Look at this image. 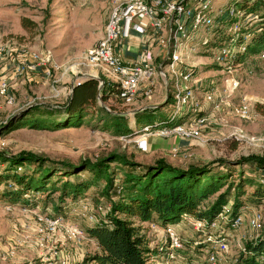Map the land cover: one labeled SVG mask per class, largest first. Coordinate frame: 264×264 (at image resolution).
<instances>
[{
    "label": "rangeland",
    "instance_id": "374dc122",
    "mask_svg": "<svg viewBox=\"0 0 264 264\" xmlns=\"http://www.w3.org/2000/svg\"><path fill=\"white\" fill-rule=\"evenodd\" d=\"M94 1L83 0L82 3V0H0V42L17 40L34 48L50 49L59 65L81 64L84 62L86 50L104 35L103 24L105 26L111 10L112 0H99L96 4ZM102 1L106 3L104 9L100 8L99 2ZM236 1L241 2L212 0V5L225 8ZM22 17L32 20L36 26L23 27L20 22ZM249 17L243 18L242 15L245 20H240L243 24L240 34L236 37L238 42L250 40L248 31L252 27L248 28L245 23ZM99 19L101 23L98 22ZM235 21V18L220 20L209 31L198 30V38L180 46L186 62L184 70L190 73L186 84L194 89L195 98L200 103L201 115L207 118V123L202 128V141L152 134L148 138L146 152L139 151L136 147L134 139L142 132L143 126L137 124L135 113L148 106L165 105L169 90H172V81L166 84L161 75L155 77L156 86L150 98L140 96L135 103L124 106L123 111L130 128V133L125 135L115 133L109 122L111 117L97 109L90 110L83 123L77 127L57 128L53 122L46 119L48 115L44 111L35 113L32 117L46 120L35 128L30 127L28 121H24L28 118L16 117L29 106L62 101L70 93L71 83L76 78L74 73H70L69 77L65 76L60 81L61 94L58 97L50 95L48 83L31 84L22 90L16 86L13 89L15 103L12 105L6 104L0 97V120L6 121L0 127V152L12 155L19 151H30L52 160L70 163H77L85 158L94 159L112 150L123 152L141 162H150L156 158H164L172 164L183 166L219 159L231 162L234 171L228 177V182L236 184L239 179L245 178L252 181L251 184L243 185V193L239 197L244 224L235 230L224 231L221 228L230 213L229 204L233 200L234 192L232 188L230 202L223 207V214L215 220V225H211L210 232L222 230L226 234L228 250L220 255V264H235L246 242L256 239L261 231L248 226L249 216L254 211H260L264 220V196L260 199L254 193L258 180L264 179V169L260 171L250 164H236L243 155L264 156V52L237 56L241 53L236 51L237 48L244 45L235 42L232 44L233 57L224 63H217L214 59L215 50L226 45L229 36L234 35L232 25ZM168 34L169 28L165 25L151 62L154 67L164 64V72H168L165 63L168 62V49L172 48V44H166ZM244 35H247V38H244ZM205 43H210L211 48L214 44L217 46L208 49ZM81 70L84 74L90 69L84 67ZM97 75L105 80L103 72L97 71ZM228 78L239 82L232 91L226 88L225 80ZM208 93H212L210 101L204 98ZM242 103L248 104V118L240 117L236 111ZM193 116H186L183 122H189ZM11 119L10 125L4 127ZM55 121H58L56 115ZM183 139L187 140V144H181ZM1 163L2 160L0 170L4 166ZM82 174L87 176L88 172ZM57 175L59 172L52 179ZM102 185L100 183L98 187H92L86 195L87 198L69 201L66 214H62L63 220L76 223L85 230L87 223L105 211L104 206H95L101 199ZM45 195H36L37 203L33 205L11 204L0 198V264H58L62 259L68 260L70 264H95L84 259L86 253L95 246L85 233L84 238L75 240L62 228L55 233L48 232L45 224L38 220V216L54 214L52 202L46 201ZM215 197L216 194L205 199L202 208L210 204ZM139 224L152 248L160 247L164 242L168 243L166 227L148 222ZM168 227L178 236L182 246L172 251V258L168 252L157 255L153 252L150 255L152 264H207L209 245H203L204 232H197L190 219H181Z\"/></svg>",
    "mask_w": 264,
    "mask_h": 264
},
{
    "label": "trees",
    "instance_id": "16d2710c",
    "mask_svg": "<svg viewBox=\"0 0 264 264\" xmlns=\"http://www.w3.org/2000/svg\"><path fill=\"white\" fill-rule=\"evenodd\" d=\"M234 4L242 12L243 18L250 16L245 22L248 28L252 27L248 31L250 40L238 42V38L232 35L226 45L235 42L243 44L245 49L237 56L262 52L264 0H241ZM20 22L23 27L36 26L35 22L25 17ZM204 45L208 49L217 46L214 44L211 48L210 43ZM115 91L107 82L100 87L99 80L85 78L62 101L29 106L16 117L28 118L24 121L35 128L46 120L32 117L35 113L44 111L48 115L46 119L57 128L77 127L83 123L90 110L97 109L111 117L109 122L115 133L125 135L130 133V128L123 111L124 106ZM172 107L173 92L170 89L163 107L145 108L135 113L137 124L160 127L168 120ZM197 114L201 115L202 112ZM55 115L57 122H54ZM184 115L189 117L195 114L188 111L167 125L171 127L182 123L186 117ZM12 119L4 127H8ZM0 160L1 165H4L0 170V198L11 204L33 205L37 203L36 195L45 193V200L52 202L53 216H63L69 208V201L87 198L92 187L103 184L101 199L95 206L102 205L108 209L87 223L84 230L86 237L95 244L84 259L95 264H152L150 255L153 252L155 255L168 252V243L152 248L146 235L141 232L139 223H156L166 227L189 218L206 219L210 223L218 218L223 207L230 202L233 188V200L229 204V219H232L241 213L242 203L239 197L243 193V185L252 183L246 178L239 179L236 184L228 182V177L234 170L230 165L232 163L223 159L183 166L172 164L164 158L141 162L123 152L112 150L77 163L52 160L30 151H19L12 155L0 152ZM236 164H250L262 171L264 156L243 155ZM58 172L59 175L52 179ZM83 172H88V175L84 176ZM258 181L254 193L261 199L264 196V179ZM224 186L226 187L222 191ZM55 194L57 196H53ZM215 194V199L202 208V202ZM229 228L228 223L224 224V231ZM260 230L259 236L246 242L245 247L240 250L235 264H264V220ZM203 245L206 247V242Z\"/></svg>",
    "mask_w": 264,
    "mask_h": 264
},
{
    "label": "built area",
    "instance_id": "2783aa9c",
    "mask_svg": "<svg viewBox=\"0 0 264 264\" xmlns=\"http://www.w3.org/2000/svg\"><path fill=\"white\" fill-rule=\"evenodd\" d=\"M242 15L234 4L225 8H216L212 5V0H112L111 10L104 26V35L86 50L84 62L81 64L59 65L50 49L34 48L17 40L0 42V97L6 104H14L13 89L21 81L30 80L34 75L38 76L37 81L48 83L52 97H58L61 94L59 84L65 76L69 77L70 73H74L75 83L79 84L83 79L91 76L100 78L97 71H101L105 74V80L100 78V84L107 82L116 90L115 95L122 105L127 106L135 103L140 96L150 98L156 86L155 77L161 75L166 84L170 80L173 83V107L170 116L160 127L152 124L144 125L141 128L142 132L134 139L136 147L146 152L148 138L152 134L160 137L174 135L191 141H202V128L207 123L206 116L195 114L189 122H182L171 127L167 125L179 119L186 113L185 111L198 112L201 110L200 103L195 98L194 89L186 84L190 79V73L184 70L186 62L180 46L184 42L188 43L198 38V30L209 31L214 24L227 18L236 19L232 29L234 37H237L240 34L241 24H243L240 20L244 21ZM165 25L169 28L166 44H172V48L168 49V62L165 63L168 72L163 71L164 64L156 67L151 64L153 52L149 47L140 51L133 62H126L122 59L117 51L118 45L128 40L132 33L142 38L152 33L161 38V30ZM244 38H247V35H244ZM244 49V46H240L236 51L243 52ZM191 50L193 51L194 48ZM214 53L215 61L224 63L234 56V48L230 43L217 48ZM81 65L85 69H90L89 72L83 74L81 68L84 67ZM225 82L226 88L231 91L239 83L234 78H228ZM211 94H205V100L210 101ZM236 111L242 118L249 117V108L246 103H242ZM5 123L6 121L0 120V127ZM104 209L106 211L108 208L104 207ZM189 219L197 232L205 233V242L209 245L207 264H220V255L228 250L226 234L222 230L215 233L210 232L211 225H215V221L209 223L206 219ZM38 220L45 224V229L50 233H55L62 228L72 239L81 240L85 236L82 228L76 223L65 222L61 215L38 216ZM262 221V213L254 211L248 218V226L251 229L260 230ZM226 223L230 226L228 230H235L244 224L243 215L240 213L232 219L228 216L224 224ZM39 230L42 231V229ZM166 232L168 254L172 258V251L181 248L182 243L168 226H166ZM58 264L70 263L62 259L58 261Z\"/></svg>",
    "mask_w": 264,
    "mask_h": 264
},
{
    "label": "crops",
    "instance_id": "0c3cea01",
    "mask_svg": "<svg viewBox=\"0 0 264 264\" xmlns=\"http://www.w3.org/2000/svg\"><path fill=\"white\" fill-rule=\"evenodd\" d=\"M98 1L99 0H95L94 4H96V2H98ZM82 3H83V0H82ZM99 3L101 5L100 8L104 9V7L106 5L105 1H102ZM98 22L101 23V19H99ZM103 29H104V24H103ZM135 35H137V34L134 33V35H132L128 40H125L118 45L117 51L120 53L122 59L126 62L135 61L137 54L140 51H142L143 49H145V47H149L152 50L153 56H154V54H156L154 52V49L158 48L156 45L158 43V40L160 41L159 36L154 35L152 33L150 35H147L144 38L140 37L139 35L138 36H135ZM37 79H38V76L36 77L34 75L32 77V79H30V80L28 79V80L21 81L17 85V87L19 90H22V88L25 86H30L31 84H35V83H37V84L42 83L40 80L37 81ZM161 107H163V106H161ZM180 142H181V144H187V140H185V139L181 140Z\"/></svg>",
    "mask_w": 264,
    "mask_h": 264
},
{
    "label": "water",
    "instance_id": "95a60500",
    "mask_svg": "<svg viewBox=\"0 0 264 264\" xmlns=\"http://www.w3.org/2000/svg\"><path fill=\"white\" fill-rule=\"evenodd\" d=\"M91 77H92V78H95V79H97V80H99V81H101V79L98 78V77H95V76H91ZM75 80H76V79H74V80L72 81V83H71V90H70V93H71V94L73 93L74 86L78 84V83H75ZM101 85H102V83L100 84V87H101ZM159 106H162V104L148 106V108L156 109V108H158Z\"/></svg>",
    "mask_w": 264,
    "mask_h": 264
}]
</instances>
